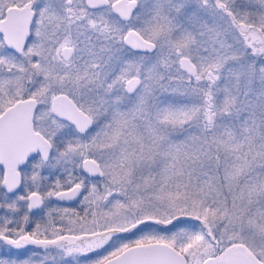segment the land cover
Returning <instances> with one entry per match:
<instances>
[{"label":"snow or ice","instance_id":"1","mask_svg":"<svg viewBox=\"0 0 264 264\" xmlns=\"http://www.w3.org/2000/svg\"><path fill=\"white\" fill-rule=\"evenodd\" d=\"M0 166V264H264V0H0Z\"/></svg>","mask_w":264,"mask_h":264},{"label":"rangeland","instance_id":"2","mask_svg":"<svg viewBox=\"0 0 264 264\" xmlns=\"http://www.w3.org/2000/svg\"><path fill=\"white\" fill-rule=\"evenodd\" d=\"M7 247L8 246L4 245L2 248H0V258H7L6 252L4 251V249H6ZM29 247H33V246H29ZM13 251H16V250H13Z\"/></svg>","mask_w":264,"mask_h":264},{"label":"flooded vegetation","instance_id":"3","mask_svg":"<svg viewBox=\"0 0 264 264\" xmlns=\"http://www.w3.org/2000/svg\"><path fill=\"white\" fill-rule=\"evenodd\" d=\"M0 169H2V166H0ZM2 170H0V176H2ZM54 203H56L55 201H53ZM21 251H23V250H21Z\"/></svg>","mask_w":264,"mask_h":264},{"label":"water","instance_id":"4","mask_svg":"<svg viewBox=\"0 0 264 264\" xmlns=\"http://www.w3.org/2000/svg\"><path fill=\"white\" fill-rule=\"evenodd\" d=\"M55 201V200H54ZM56 203H67V202H58V201H55Z\"/></svg>","mask_w":264,"mask_h":264}]
</instances>
